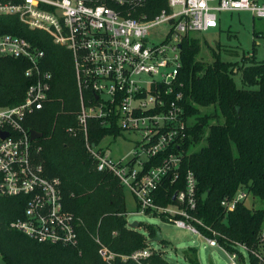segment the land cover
I'll use <instances>...</instances> for the list:
<instances>
[{"label":"built area","instance_id":"built-area-1","mask_svg":"<svg viewBox=\"0 0 264 264\" xmlns=\"http://www.w3.org/2000/svg\"><path fill=\"white\" fill-rule=\"evenodd\" d=\"M149 0H0V15L18 16L31 30L47 33L57 45L72 54L79 98L77 124L67 128L71 136L82 135L99 171L115 175L128 188L140 212L163 214L177 227L188 229L211 246H219L231 264H250L245 244L229 250L221 235L193 214L197 209V178L189 170L185 188L174 194L175 203L157 201L167 178L180 177L189 121L177 89L183 66V42L188 35L218 28L221 13L249 11L264 19V0H168L155 16L145 10ZM166 27L167 35L155 41V29ZM46 52L24 36L0 35V58L27 62L24 71L30 84L19 103L0 105V193L24 196L25 214L11 227L45 243L77 246V226L82 222L63 204L62 180L47 175L39 159L42 146L31 138L26 124L36 110L51 99L54 73L47 67ZM97 120L110 133L132 132L138 136L127 161H116L110 150L89 138V121ZM151 164V166H150ZM250 195L244 191L222 201L233 211ZM130 227H133L129 223ZM211 234H208L207 232ZM264 240V231H263ZM99 252L109 264L117 258L140 264L161 250L151 242L131 254H118L99 237ZM259 264H264V256Z\"/></svg>","mask_w":264,"mask_h":264},{"label":"trees","instance_id":"trees-1","mask_svg":"<svg viewBox=\"0 0 264 264\" xmlns=\"http://www.w3.org/2000/svg\"><path fill=\"white\" fill-rule=\"evenodd\" d=\"M167 6L168 0H149L145 10L153 17ZM5 33L24 36L46 52L47 67L54 73L51 99L26 124L43 132L37 141L42 146L39 159L48 176L60 177L64 207L82 222L77 226V246L39 242L11 227L24 216L26 198L0 193L2 260L6 264H109L99 252L97 237L120 255L146 247L157 236L158 228L147 223H139L138 228L129 226L125 187L112 173L96 168L82 135L74 137L67 132L77 124L80 108L71 52L55 44L47 33L29 29L15 15H0V35ZM182 48L177 89L183 93L189 136L183 145L180 177L174 182L167 178L157 201L175 203V192L185 188V175L193 171L198 200L193 214L219 232V242L229 250H239L234 247L236 242L245 244L250 264H258L251 252L264 249V206L252 208L242 201L233 211H226L221 203L238 191L264 203V60L245 56L250 61L237 68L213 50V62L204 65L197 60L200 45L192 35L186 36ZM27 66L22 59L0 58V105L22 101L30 84L24 74ZM239 71L243 86H238L234 77ZM89 126V138L95 143L108 134L119 135L110 133L97 120H90ZM195 145L199 149L190 152ZM206 191L209 196L205 199ZM155 215L166 220L163 214ZM160 242L169 244L164 238ZM240 255L245 261L242 252ZM184 256L191 264H200L197 248H187ZM116 263L140 264L120 258ZM143 264L172 263L162 252Z\"/></svg>","mask_w":264,"mask_h":264},{"label":"rangeland","instance_id":"rangeland-1","mask_svg":"<svg viewBox=\"0 0 264 264\" xmlns=\"http://www.w3.org/2000/svg\"><path fill=\"white\" fill-rule=\"evenodd\" d=\"M221 17L222 24L218 28L197 33L196 39L200 45L197 60L204 65L212 63L215 58L213 50L224 61L235 63L237 68L250 61L245 56L255 57L259 61L264 60V19L253 16L249 11L224 12L221 13ZM153 30L155 31V35L153 36L155 41L165 39L167 35L166 27L158 26ZM234 77L237 85L243 86L241 71L237 72ZM137 138L138 136L134 133L126 131L118 136L108 134L101 141L100 146L108 148L114 160L127 161L134 154L132 150L136 148ZM199 147L198 145L191 147L190 152L199 149ZM124 191L128 210L126 215L128 222L132 224L137 221L139 223L155 225L169 244L165 245L150 239L151 244L154 248L161 250L169 262L172 264H191L185 258L184 251L189 247H195L198 250L200 264H231L229 256L219 246L209 245L205 238L190 232L188 229L177 227L167 217L164 220L153 213L140 212L137 209L136 201L131 191L127 187L124 188ZM245 201L252 208L264 206V203L260 199L253 198L252 196H249ZM141 230L147 234L143 227H141ZM238 252L241 254V251L238 250ZM251 253L258 258L259 264L260 258L256 254L264 256L263 247L254 249ZM246 255L248 261L249 253L246 252ZM241 262L244 263L242 260Z\"/></svg>","mask_w":264,"mask_h":264},{"label":"water","instance_id":"water-1","mask_svg":"<svg viewBox=\"0 0 264 264\" xmlns=\"http://www.w3.org/2000/svg\"><path fill=\"white\" fill-rule=\"evenodd\" d=\"M43 137V132H41V131H38V130H35V129H31V138L33 139V140H35V139H38V138H42ZM209 196V191H206L204 194H203V198H207ZM139 222H137V221H135V222H133L132 223V226L133 227H136V228H138L139 227ZM162 238H163V235H162V233L158 230L157 231V236L153 239V241H158V242H160L161 240H162Z\"/></svg>","mask_w":264,"mask_h":264},{"label":"crops","instance_id":"crops-1","mask_svg":"<svg viewBox=\"0 0 264 264\" xmlns=\"http://www.w3.org/2000/svg\"><path fill=\"white\" fill-rule=\"evenodd\" d=\"M222 24V17H220V20H219V26ZM0 264H6L2 258H1V255H0Z\"/></svg>","mask_w":264,"mask_h":264}]
</instances>
